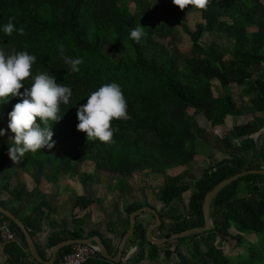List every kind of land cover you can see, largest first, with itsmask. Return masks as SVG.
I'll use <instances>...</instances> for the list:
<instances>
[{"label":"trees","instance_id":"16d2710c","mask_svg":"<svg viewBox=\"0 0 264 264\" xmlns=\"http://www.w3.org/2000/svg\"><path fill=\"white\" fill-rule=\"evenodd\" d=\"M176 11L172 8L167 15L174 18ZM159 14L160 9L157 10L152 0H0V25L11 17L16 27L24 28L22 35L13 31L10 36H4L0 32V48L34 54L32 75L48 72L58 83L70 86L73 93L69 104L60 105L61 118L49 121L55 144L51 149L24 153L26 165L42 168L49 161L57 174L79 175L80 163L90 160L94 164L91 174L96 179L104 176L110 179L116 174L126 177L134 171L145 175L161 173L164 181L160 200L168 205L179 195L182 177L167 175L166 170L191 161L197 153V138L201 137L194 129L189 110L208 113L211 126L222 124L226 115L235 109L230 84H245L242 90L251 96L255 109L264 113V78L250 70L251 66L264 67V3L261 0H211L205 9H200L201 21L194 24L193 30L184 28L191 45L190 55L183 56V63L175 44L176 35L163 40L154 26ZM140 24L145 35L137 43L129 38L128 32ZM213 31L224 32L230 39L227 57L216 61L209 55L213 42L200 39L203 32ZM58 44L63 45L65 56L82 58L79 72H71L60 59ZM258 73L264 74V70ZM216 81L218 91L214 94ZM31 82L30 75L24 87ZM110 82L120 85L129 119L111 122L115 131L110 143L98 139L89 141L86 133L76 128V109L92 91ZM19 100L18 96L10 97L0 104V119L8 117L7 113ZM256 131L257 127L249 122L231 129V133L245 140ZM242 147L246 153L248 145ZM260 157L263 161L260 167L264 168V152ZM219 167L218 176L211 172V167H206L194 181L186 214L170 217L166 227L159 215L158 227L165 228L164 236L202 226V201L206 192L222 179L255 168L252 160L244 162L241 169L225 162ZM258 176L262 175L237 178L211 200L213 227L207 232L221 235L218 239L213 236L214 243L199 240L192 247L200 233L160 245L148 242L151 251L162 248L168 259L173 252L179 255V246L188 244L183 246L187 262L198 261L196 257L203 255L207 264H264V188L257 187ZM140 207L136 204L125 209L127 222L128 215ZM1 217L21 237L17 226L7 217ZM244 234L254 237L253 242ZM227 239L235 240L236 246H243L245 252L233 259L223 248ZM169 246L173 248L168 249ZM70 249L68 245L58 250L53 264H58ZM94 257L97 263L111 262L98 253ZM93 258L84 264L94 262Z\"/></svg>","mask_w":264,"mask_h":264},{"label":"crops","instance_id":"0c3cea01","mask_svg":"<svg viewBox=\"0 0 264 264\" xmlns=\"http://www.w3.org/2000/svg\"><path fill=\"white\" fill-rule=\"evenodd\" d=\"M261 2L264 3V0ZM250 70L264 78V74L258 73L264 70V67L251 66ZM244 86L245 84H230L229 92L235 101V109L226 115L222 124L216 125L215 128L218 129L207 128L204 120L197 118V114L203 113L193 110L190 112L193 113L191 121L194 129L201 135L197 140L204 143L205 131H214L212 141H215L214 145L219 150L211 149V152H206V147L200 144L197 153L186 165L166 170L167 175L182 177L179 195L168 205L160 200L164 181V175L161 173L145 175L143 172L134 171L126 177L116 174L110 179L105 176L96 179L95 175L91 174L94 164L90 160L80 163L79 175L57 174L49 161L42 168L26 165L22 156L14 162L7 154L9 145L13 143V133L4 128L5 134L0 136V206L11 211L22 221L42 260L50 258L52 245L66 239H79L74 234L80 235V238L97 236L113 255L117 251L122 234L129 226L126 208L136 204L149 206L162 215V219L167 220L168 224L170 217L186 214L193 183L201 176L204 168L211 167V172L217 176L221 173L219 166L222 162L234 167L237 164L243 166L244 162L252 160L255 168H261L263 161L260 155L264 152V113L255 109L250 100L251 96L242 90ZM233 115L240 119L235 122ZM247 122L256 126L257 131L248 135L246 140L245 137L239 138L231 133L233 126ZM202 126L205 129H202ZM243 144L248 145L246 153L243 151ZM256 185L264 188L263 175L256 178ZM1 215L0 222L7 221ZM153 222V216L148 213L142 212L136 216L134 232L124 245L120 262L97 263V257H92L94 262L89 264H171L173 259H167L162 248L157 252L151 251L146 229ZM164 232L165 228L156 227L151 231V235L161 238L164 237ZM16 235L11 241H0V264H38L29 254L23 236ZM140 253L142 256L139 258ZM188 262L195 261L189 259Z\"/></svg>","mask_w":264,"mask_h":264},{"label":"clouds","instance_id":"9594fccd","mask_svg":"<svg viewBox=\"0 0 264 264\" xmlns=\"http://www.w3.org/2000/svg\"><path fill=\"white\" fill-rule=\"evenodd\" d=\"M184 9L193 6L205 9L211 0H172ZM13 31L23 34V26L16 27L12 18L6 24L0 25V32L10 36ZM129 38L139 43L145 35L144 27L140 24L129 29ZM58 55L69 66L71 72H79L83 63L81 57H68L63 54V45H57ZM36 56L27 51H6L0 48V104L7 102L10 97H20L7 113V128L14 133L13 143L9 145L7 154L12 161H17L26 152H36L55 144L52 139L53 131L49 121H58L61 115L60 105H67L72 96L70 86L58 83L54 75L40 72L32 75V65ZM31 75L32 82L24 87L26 78ZM23 87V91H19ZM74 105V104H73ZM77 130L86 133L87 140L98 139L104 143L112 141L115 129L111 122L114 119L127 120V102L121 87L116 82L105 83L87 95L84 104L76 109ZM37 118L39 122H37ZM5 129L0 128V136Z\"/></svg>","mask_w":264,"mask_h":264},{"label":"rangeland","instance_id":"374dc122","mask_svg":"<svg viewBox=\"0 0 264 264\" xmlns=\"http://www.w3.org/2000/svg\"><path fill=\"white\" fill-rule=\"evenodd\" d=\"M154 5H156L157 10L160 9V14L157 16L158 20H154V26H156V30L157 32L160 34L161 39H165L166 37L169 38L172 35H176L175 37V44L177 46V50L178 52H180V62L183 63V56H187L190 55V45H191V41L189 38V35L185 32V29L188 30H193L194 28V24L197 22L201 21V16H200V9L195 8L193 6L190 5L186 6L184 9L179 8V6L175 5L172 0H152ZM262 1V0H261ZM130 7H132L133 5L130 4ZM172 8H175L176 13H175V17L173 18L172 16H168L167 14L169 13L168 11H170ZM159 30V31H158ZM202 41L204 42H211L212 43V48L210 50V57L213 61H216L222 57L226 58V50L228 49V45L230 43V39L226 36V34L224 32H219V31H213V32H203V34L201 35L200 38ZM251 69V68H250ZM218 81H216L214 83V86H216V89L214 91V94L218 91L217 86H218ZM220 88H219V92H220ZM192 110H189V114L193 115V113H190ZM197 118L199 120H204V124L207 128L209 129H213L216 126H211L209 123V114L208 113H203V114H197ZM232 119V117H231ZM233 119L235 122H237L240 118L233 115ZM243 119V117H242ZM230 120V119H229ZM7 121H8V117H4L2 119H0V128H7ZM207 121V124H206ZM202 129H205L202 126ZM218 129V128H215ZM206 135L204 137L205 142L203 143L202 141H198L199 144H197V149L198 146L201 144L203 147H206V152H211V149H218V147L216 145H214L215 141H212L214 139L215 136V132L213 131H205ZM11 135V133L9 134ZM14 136V133H13ZM12 137V136H11ZM9 138V137H8ZM234 141L236 144H238L237 139L234 138ZM200 150V148H199ZM219 150V149H218ZM204 151V150H203ZM237 168H240L242 166H239V164L236 165ZM217 183V182H216ZM215 183V184H216ZM214 184V185H215ZM165 224H167V220H164ZM234 231L231 229V233H233ZM200 234V233H199ZM202 235L199 237L202 241L204 240V242L207 244H211L212 242L214 243V239L213 236H215V239H218L219 236L221 235H215L213 233H208L203 232L201 233ZM250 234H244V236H247ZM247 240L249 242H253L254 237H250L247 236L246 237ZM249 238V239H248ZM199 239L197 238L196 241L194 242V244H192V247H195L197 244L196 242ZM220 240V239H219ZM226 240V239H225ZM187 247V245H181L179 246V255L176 256L175 255H171L170 256V260L171 258L173 259V262L171 260V264H183L186 263L188 264V262L185 260L186 258H188L187 255V251H185V249L183 248ZM223 248L224 251L229 255L232 256L233 259L235 257V255L237 254H242L245 252L244 247L243 246H236L235 244V240H231V239H227V242H223ZM178 250V249H177ZM196 258H199L198 261L195 262H190L189 264H195L196 262H198L197 264H207V258L203 255H198ZM169 259V258H168ZM232 259V261H233Z\"/></svg>","mask_w":264,"mask_h":264},{"label":"water","instance_id":"95a60500","mask_svg":"<svg viewBox=\"0 0 264 264\" xmlns=\"http://www.w3.org/2000/svg\"><path fill=\"white\" fill-rule=\"evenodd\" d=\"M247 174L264 175V169L263 168H253V169L239 171V172L235 173L234 175H232L228 178H225V179L218 181L215 185H213L206 192V194L204 195L203 201H202V217H203V225L202 226H194V227L185 229V230L180 231V232L172 233L169 236H164L161 238H154L151 235V231L161 224V219H160L159 214L153 208H151L149 206H142V207L132 211L128 216L129 226L126 229V231L122 234V236L119 240V243L117 245V251L114 255H111L107 251L106 247L104 246V244L100 241V239L97 236H93L90 238L66 239L64 241H60V242L51 246L50 258L48 260H42L41 257L39 256V254L37 253L34 242L31 239V236L27 232L22 221L17 216H15L11 211H9V210L1 207V206H0V214L7 217L8 219H10L17 226L18 230L21 232V234L23 236V239L26 243L29 254L38 263L53 264L54 260L56 258V253L61 248L68 246V245H71V244H75V243H89V242H94L97 245L98 254L101 257H103L106 260L111 261L113 263H117L120 260L122 250L124 248L126 241L134 232L135 218L138 214L145 212V211H148L153 215L154 222H153V224H151L150 226L147 227L146 238L149 242H151L152 244H155V245H160V244L165 243L166 241L173 240L176 238H181V237H186V236H190L193 234H199V233L206 232V231L212 229V227H213V224H212V221L210 218V204H211V200L213 199V197L224 186H226L230 182L236 180L237 178L244 176V175H247Z\"/></svg>","mask_w":264,"mask_h":264},{"label":"built area","instance_id":"2783aa9c","mask_svg":"<svg viewBox=\"0 0 264 264\" xmlns=\"http://www.w3.org/2000/svg\"><path fill=\"white\" fill-rule=\"evenodd\" d=\"M17 233L7 221L0 222V241L7 242L16 238ZM98 253L94 243H75L70 251L62 255L59 264H84Z\"/></svg>","mask_w":264,"mask_h":264}]
</instances>
